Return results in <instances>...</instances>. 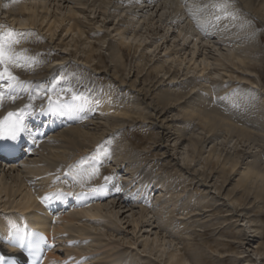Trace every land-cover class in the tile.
<instances>
[{
    "label": "rangeland",
    "instance_id": "1",
    "mask_svg": "<svg viewBox=\"0 0 264 264\" xmlns=\"http://www.w3.org/2000/svg\"><path fill=\"white\" fill-rule=\"evenodd\" d=\"M39 1L50 0H0V25L4 26L3 30L33 33L34 35L31 36L37 38L40 43V46H32L25 39L23 43L20 41L14 46L16 51L27 49L26 54H31L30 56H35L33 50L40 51L42 64L32 67L33 72L28 78L34 77L39 84L42 83L39 71L46 69L52 63L55 69L59 70L56 72L54 70L50 74V77L54 76L51 83L58 93L62 89L71 88L79 94L86 89L92 91L94 88L98 91L94 100L100 109L99 116L94 119L96 125L89 126L94 131L102 129L97 127L109 120V115L115 118L125 117L129 120L113 130H107L102 139L100 138L86 152L80 154H77L78 151L72 145L57 142L58 146L67 147V154L72 156L71 161H64L63 158L56 157L55 153L42 150L39 156L45 155L50 164L47 166L49 169L44 166L45 170L51 172L47 174V178L51 179L53 175L57 176L63 171L72 174L69 170L70 164L75 165L95 153L99 145H103L109 157L107 162H103L101 170L99 169V175L88 179L87 176L79 177L75 173L76 180L70 181V185L74 182L89 185L109 176L121 180L128 190L138 191L140 188L145 192L155 187L152 197L161 195L163 200L167 198L166 203L161 207H159L161 200L152 201V206L148 207L146 212L145 208H141L140 202L126 207L125 210H119V207L115 210V203L120 206L121 201L111 200L102 204L103 207L98 204L96 206L101 207L99 208L101 216L99 213L100 217L97 216L100 224L87 221L80 210L75 211L78 218L76 223L70 226L74 231L66 229L61 233V241L74 242L70 244V248L62 245L61 257L72 256L68 250H72L76 246L75 241H79L80 236L84 234L79 251H89L88 255L84 256L91 264H112L115 255H117L115 264H118L122 254L123 257L132 260L130 264H171L181 259L184 264H264V254L261 253L263 251L258 250L259 243L264 245V206L260 202L252 201L244 207H237L236 202L221 194L215 185L219 180L218 176L216 180L218 173L227 170L225 175L230 174L231 160L228 159L227 154L234 155L236 148L243 150L242 160L248 159V156L253 154L264 164V137H262L264 135V113H262L264 110V14L256 13L248 5L247 0H231L229 11L234 13L236 18L221 19L205 38L201 37L203 34H199L201 39H197V43L204 49H201L203 52L195 54V37L188 40L184 47L177 46L178 43L182 44L179 31L184 26H188L192 35L196 31L200 33L199 28L203 31V26L192 23L195 30L193 32L191 25L188 24L190 20L187 18L188 15L184 22L183 19L180 20L181 22H175L178 18L176 5L172 0H164L163 4L152 8L144 7L148 13L141 11L139 3L135 0L131 2L115 0L112 6L108 5V8L107 4L100 0H64L60 3L55 1L47 4L50 13L40 7ZM13 2L23 4L13 7L12 5L16 4ZM204 2L207 1H195L198 4ZM170 3L171 6L166 5ZM25 5L34 7L35 10L39 9L38 11L41 12L42 15L34 20L36 22L30 18L33 11L25 13L22 10ZM77 7L81 10H76L77 13L74 15L71 10ZM156 10L157 12L154 13ZM211 10L214 11L212 7ZM152 12L155 14L154 17L159 12L155 20L150 18ZM74 18L79 19L80 24ZM165 18L167 23L164 22ZM126 20L130 21L129 25ZM175 23L179 24L174 27ZM220 24H223L222 30L217 27ZM179 25L182 29L178 31ZM92 46L97 53L104 56L107 70L101 69V65L96 64L98 60L85 64L83 59ZM114 48L124 52L128 69L135 70L137 65L145 66L135 90H140L141 97L144 96L143 93H147L148 102L152 93L158 94L159 97L168 91L181 93V98L166 110V121L163 118L156 119L154 109L145 108L146 104L138 103L136 91H129L127 87L117 91L111 78L119 81L122 77V69L119 61L116 63L112 60ZM58 59L62 60L56 61ZM235 63L241 64L238 66ZM93 68L97 74H93ZM143 78L144 82H142ZM36 81H28L31 86L29 93L36 92L34 98L42 100L45 92L39 91L40 87ZM43 84L46 85V83L41 85ZM63 96H70V93H62ZM220 97L235 99L241 97L240 103L246 104L243 107L247 111L241 115L234 116V113L227 112L225 108L223 111L238 127L246 128L255 134V142L253 141L251 145L231 136L227 131L218 130L217 134L210 136L207 142L196 146V142L201 140L205 132L198 121L187 124L180 114L183 106L187 102L199 99L198 102L202 100L206 103L213 102L212 106L203 104L219 110L220 107L215 103ZM247 99L251 100L252 104H248ZM100 114L106 116L99 119ZM158 123H164V126H169L168 123L174 124L176 130L174 134H170L171 141L167 142L165 138L163 139L162 134L165 131L158 127ZM213 143H216L217 150L211 153ZM161 144L162 146H159ZM163 146L168 147L169 154L165 152ZM253 158L251 156L249 159ZM209 160L215 162V171L213 179H210V183L207 182L206 185L205 179L201 180L202 177L194 172V169L210 172ZM25 162H28V159ZM188 162L192 170L186 168ZM59 163L61 164L54 168L55 164ZM28 164L36 168L33 162ZM243 167L244 165L240 163L231 172V178L237 180ZM20 168L22 175L36 177L31 181L34 189L42 190L41 184L38 183H42L40 179L44 180L42 177L44 174L39 173V168L34 169V173L28 172V174L24 166L20 165ZM104 170H109L112 174L108 175ZM222 175L219 177L221 178ZM153 176L164 178V185L167 181L169 187L162 186V181L157 186L154 179L159 180V178L153 179ZM6 201L12 202L0 195V202ZM181 202L183 205L179 208ZM140 212L142 215L139 214ZM173 224L181 227L177 230L176 227H172ZM111 226L114 229L110 228ZM170 233L178 236L173 238ZM162 237L165 240L163 242ZM250 240H253L252 243ZM85 241L88 242V246H84ZM222 243L227 246H222ZM145 244L148 245L147 248ZM152 247L155 248L152 250ZM78 254L79 257L81 255L83 257V254ZM78 254H75V258ZM118 255L121 257L119 258ZM204 256L208 261L204 262L202 259ZM80 261L83 264V258Z\"/></svg>",
    "mask_w": 264,
    "mask_h": 264
},
{
    "label": "bare ground",
    "instance_id": "2",
    "mask_svg": "<svg viewBox=\"0 0 264 264\" xmlns=\"http://www.w3.org/2000/svg\"><path fill=\"white\" fill-rule=\"evenodd\" d=\"M55 1L56 2L59 1V3L60 2H64V0H50L49 2H41V1H39V2H41L39 4H41L40 7L42 9H45V10H47V12H49V8H48L47 4L48 3L52 4ZM75 1H79V0H75ZM100 1L102 3H106L107 4V8L109 6H112V4H114V2H115V0H100ZM127 1L131 2V0H127ZM135 1L139 3V7H141L140 9L143 12L144 11L146 12V10H147V9H144V7L152 8L154 6H159L160 4L164 3V0H158L159 2L156 1V0H135ZM153 1H156V2L151 3ZM172 1L176 5V17L178 18L175 22H179L181 19H183L182 21L184 22V19H186V15H188L189 17H187V18H190L188 24L191 25V29L193 30V32L195 31L193 29V24H195V25L197 24V26L200 25V27L203 26V28L205 29V32H209L210 29H211V31H213L214 26L218 22V21H216L214 19V16H213L214 11L211 10V4H212L213 0H203V1H207V2H204L202 4L195 3V1L198 2V0H172ZM247 1H248V5H250L256 13L261 14V15L264 14V12H263L264 11V1L263 0H247ZM145 2H148V3H145ZM13 3H16V2H13ZM25 3H27V2L25 1ZM194 3L196 5H194ZM19 4H23V3H16L14 5H12V4L11 5L13 7H17V6H19ZM121 4H123V3H121ZM166 5L167 6H171V3L170 4H166ZM23 7H24V9H22V10H24L25 13H27L26 11H28V12L29 11L30 12L33 11L32 17H30V18H32L33 21L36 20V18L39 15H42L41 12L38 11L39 9L35 10V9H33L34 7L31 8V6L28 7V5H25ZM139 7H137V8H139ZM58 9H60L59 6H58ZM76 10H81V8L80 7L72 8L71 12L75 15V13H77ZM155 12H157V10L154 11V13ZM146 13H148V12H146ZM152 13L150 15V18H152V20H155L156 17H158L159 12L157 13V15L155 17H154L155 14L154 13L152 14ZM74 19L76 20L77 23L80 24L79 19H77V18H74ZM34 22H36V21H34ZM129 22L126 20V23H128V25H129ZM164 22H166V18H165ZM168 23H169V21H168ZM176 24H179V23L173 24L174 27H176L175 26ZM180 24H182V23H180ZM217 27H219L220 30H222L223 29V24H220ZM180 29H182L181 25H179L178 31ZM220 30H218V31H220ZM202 32H204V30L201 31L200 33L196 31L195 34L197 36H199V37H197L195 34H192L193 35V37H192L191 32H190V28L188 26H184L183 29L179 31V34H180V37H181L180 42H182V44L178 43L177 46L184 47V44L186 42H188V40H190L191 38L195 37L196 38V41H195L196 49H194L195 50L194 53L195 54L199 53L201 51V49L203 48V46H200L199 43H197V39L200 38L201 35H199V34H202ZM231 35H233V34L231 33ZM24 40L25 39H20V41L22 43L24 42ZM26 40L29 43V45L40 46V43H39L38 39L35 38L34 36L29 37V39L26 38ZM33 51H34L33 54L35 56H36V54H38L40 52L39 50L38 51L33 50ZM86 51H84V52L86 53ZM201 52H203V51H201ZM112 53H113L112 56H111L112 60L114 62H116V63L119 61L121 69H122V77H121V79L119 81H116V79L111 78L112 83H114V85H116L115 87H116L117 91H122L124 89V87H127L129 91H136L137 92V96H138V103L146 104L147 107H145V108L150 107V108L154 109L155 112H156V117H157L156 119L163 118V120L166 121V118H165V115L167 113L166 110L171 108L173 102H177L181 98V93H174V92H169L168 91V92H166L164 95H162L160 97H159L158 94L152 93V96L150 97V102H148L147 93H143L144 96L141 97L142 93L140 92V90H135V89H137V85L136 84H138V82L140 80V74H142L144 72L145 66L137 65V68L135 70L128 69L127 65L125 63V60H124L125 59L124 52L121 49L114 48ZM39 57H40L39 60L41 62L42 56H39ZM62 59H58L56 61H59V60H62ZM83 60L86 62L85 64H88L89 62L98 60L96 62V64L97 65H101V69L105 68V64H104L105 63L104 62L105 58H104V56L102 54L97 53L96 49H94V46H92V48L87 51V54L85 55V58ZM40 62L37 63V64H42ZM235 64H237L239 66L241 63L240 64L235 63ZM114 65H117V64L114 63ZM23 69L24 68H17V69H14L13 72H14V74L17 77H19V78H21V79H23L25 81L26 80H33L34 81V77L28 78V76L30 74H32L33 68L30 67V68H27V69H24V70ZM116 69H117V67L115 66V70ZM54 70H55V68H54L53 64L50 63V65L46 69H44L42 71H39L40 74H41V80L43 81L42 83H46V82H48L50 80V78H51L50 74ZM56 70H58V69H56ZM92 70H93V74H97V71L95 72L94 68ZM105 70H107V69L105 68ZM55 72L53 73L54 75H55ZM105 74H106V71H105ZM37 82L39 83V81H37ZM142 82H144V78L142 79ZM42 83H40L39 85L44 87L45 84L41 85ZM79 85H80V83H79ZM76 86H78V85H76ZM18 91L20 92V90H18ZM18 91L16 93L17 99L14 102L11 101V100L5 99V101L3 102V106L0 107V118L4 114H6V112H8L10 109L15 108V107L17 109H21V108H24V106H26V105H31V108H28V109H32L33 106L36 105L35 106V110L38 107H42L44 109L47 108L46 100L44 102H41V101L38 100V98L35 99V100L37 102H39V103L32 104L31 101H30V103L28 102V104L26 103V105H24V103H25V101L27 99L25 97H23V100H20ZM92 92L97 93V91H93V90H92ZM46 93H53V92L47 90ZM124 95L125 94H123V96ZM26 96H28V94ZM32 96H35V94H33ZM158 97L160 99H158ZM116 98H118V97L116 96ZM32 99H33V97H31V100ZM197 100L199 101V99H195L193 101L187 102L183 106V111H181V113H180L182 115V117L185 118L184 120L187 122V124H190V123H192L194 121H198V124L204 130V132H205L204 136L201 138V140L196 142V146L197 147H198V144L202 145L203 142H207V140L210 139V136H213V135L217 134L218 130L227 131V133H229L231 136L236 137L237 139H240L241 141L249 142L250 145L256 139L255 134H253L249 130H246V128L245 129L241 128V126L238 127L234 122H232V120L228 116H226L225 112L223 111V109L226 108V107H223L224 104H220V106H219L220 107L219 110H222V112H221L219 110H215V109H212L210 107L204 106V104H206L208 106H212L213 105L212 102L209 101V103H210L209 104V103L203 102V100H202V102H198ZM238 100L242 101V98L238 97ZM235 101L237 103H239L237 100H235ZM247 102H248V104H252L251 103L252 101L249 100V99H247ZM243 105L245 106L246 104H243ZM48 109H49V107H48ZM254 109H252V110H254ZM262 111L261 112L264 113V110H262ZM50 113L54 114L56 112L51 111ZM78 113L84 114L81 108L70 110V115L73 114L72 115L73 121L71 123H73L74 125L71 126V127L60 126V131L57 134L53 135L52 137L46 138V140L41 144L40 149L39 150H34L36 152L33 153L28 158V162H25L26 161L25 160L22 163V166H24V170L27 169V174H28V172L29 173H34V169L38 170V168L40 170L39 173L40 174H44V176L40 175V177L41 176L44 177V180L40 179L42 183H38L39 185L41 184L42 190L38 191V190H36V188L34 189V184L30 185V183H28L29 180L26 179V177H28V176L22 175V171H21L20 166L19 167L15 166V165L8 166V165H4V164H2L0 162V195H2L3 197L7 198L8 200H12V202L11 201H6V202H3V203L0 202V234L1 235L5 234V236L9 237V240L4 242L5 245H3L0 242V256H1V254L9 255V254H11V252L16 251V248H17V245H18V242H17L18 237L21 236V234L24 232V226L27 225V224H28L27 227H26L27 230L30 231L31 229H40L42 231L44 237L49 238V240L53 239L56 242V241H58V239H56V238H58V236H59V239L61 240V233L64 232V230H66V229H69L70 231L73 230V229L70 228V226L73 225L74 223H76V220L78 218V217L76 218L75 211L77 212L78 210H80L79 212H81V213H83L85 215L84 216V217H86L85 219L87 221H90L93 224H100L101 223V222H99V219H98V217L101 216L100 213H99V208H101V207L100 206H96L98 204L90 206L88 208H83V209H86V210H81V209L69 210L66 214H63V215H61L60 212L56 213L57 215L54 214L56 216V220L51 222L50 219L53 218L52 217V215H53L52 211H53V209H55L57 207V206H55V204H58L59 202H61L60 197H62V196H59L58 198H52L46 203L42 202V198L43 197L54 193L52 191L49 192L50 189L51 190L54 189L53 187L48 188L50 183L54 181V179L52 180L54 175L51 177V179L47 178V176H48L47 174H51V172L48 170L49 167H47L50 164L48 162L49 160H46L47 157L45 158V155L42 156V157L39 156V154H40V152L42 150H48L49 153H51V152L55 153L56 157L63 158L64 161H66V160L68 161V160H70L72 158V156L69 153L67 154V150H66L67 147L61 146V145L58 146L56 144L57 142L58 143L60 142L63 145H65V144L66 145H72L73 148L76 151H78L77 154H80L81 152L82 153L86 152L87 149H89V147L92 146L94 143H96L100 138L102 139V137H104V135L107 133V130H113L117 126L129 122V120L126 119L125 117L118 116V118H115V117L109 115L110 119L106 120L104 123H101L97 127V128H102V129L101 130L97 129V130L94 131L93 128H89V126L96 125L95 124L96 122H95L94 119H96V116L98 114H96L95 117H90V115H87L85 117H80L78 115ZM257 113L259 115V112H257ZM56 114L58 116V113H56ZM47 115H48V113H46L42 117H45ZM104 116H106V115L105 114H100V117H98V118L100 119V118H102ZM260 116H262V115L260 114ZM263 117H264V114H263ZM70 119H71V117H69V120ZM38 121H40V116L37 117V120L34 119V122H38ZM155 122H156V120H155ZM55 124H58V123H55ZM157 125H158V127L163 128V131H165L162 134L163 139L165 138L167 140V142L171 141L172 140V135H170V134H174L175 130H176V129H174L175 128L174 124L173 123H171V124L168 123L169 126H164V123H161V124L158 123ZM47 129H48L47 125L42 123L41 130L46 131ZM262 137H264V135ZM262 137H261V139H262ZM57 139H59L60 141H58ZM159 139H161L160 136H159ZM159 141L162 142L161 140H159ZM52 142L53 143L55 142V144H53ZM210 142H214V141H210ZM159 146H162V144L159 145ZM163 147L166 149L165 152L169 154L170 150H168V147L167 146H163ZM250 148H251V146H250ZM59 149H62V150H59ZM216 150H217V145H216V143H213L211 151L210 150L209 151L211 153H213V152H216ZM250 153H252V152H250ZM227 155H228V159L231 160L230 174L240 163L243 164L244 167H243L242 171H240L239 178L237 180L232 179L230 174L225 175L227 173L226 172L227 170L224 171L223 173L222 172L218 173V175H216V178L218 176L219 180H218V178L216 180H218L219 183H218V181H216V183H215L216 189H218V191L221 194L225 195L226 197H229L230 199L232 198L236 202L237 207H244L247 204L251 203L252 201L260 202L264 206V164L257 159L256 155H253V154L248 156V159L246 158V159L242 160L241 158H244V152H243V150H241L239 148L235 149V154L234 155H231V153H229ZM251 156L254 157V158L253 159H249ZM35 159H36V161H35ZM186 160L189 161V159H186ZM29 162L35 163L36 168H33L32 165L28 164ZM53 162H54V160H53ZM60 164L61 163L55 164L54 168L56 166H59ZM189 164H190V162H188L186 164V168L188 170L190 168ZM37 165H39V166H37ZM208 165H209V168L211 169V171L209 170L210 172H208V171H200V170L194 169V172L198 173V175H200L202 177L201 180L205 179L204 181L206 182V185H207V182L210 183L209 180L210 179L212 180L213 177H214L213 176V172L215 171L214 170L215 162H213L212 160H209L208 161ZM44 166H46L48 169L46 168L47 170H45ZM61 167H63V165H61ZM53 171H55V170H53ZM106 172L108 174L111 173V171H109V170H106ZM221 174H223V175L220 178L219 175H221ZM29 175H31V174H29ZM154 177L159 178V180L154 179ZM28 178L29 179H36V177H28ZM45 178H47V179H45ZM153 179L156 181L155 184L157 186L159 185V182L162 181V186L169 187L167 185V181H165V185H164V178L162 179V178H160L158 176H153ZM58 184L65 185L64 183H58ZM45 186H46V188H45ZM35 187H37V186H35ZM171 187H172V185H171ZM70 189H72V188H70ZM154 190H156V188ZM141 192L139 193V196H141ZM145 192H146V190H145ZM142 194H144V192H142ZM151 194H152V191H150V192L147 191V194L146 195L144 194V196L142 198L143 199H146V197H148L150 199L154 198L153 201H155L156 199L157 200H161V205H159V207H161L163 204L166 203V199L167 198H164V200H163L161 195H158L157 197L156 196L152 197ZM149 195H150V197H149ZM126 197H128V196H126ZM115 200H117V199H115ZM15 201H16V203H14ZM118 201H121L122 203H120L121 204L120 206H118L115 203V205H114L115 206V210H117L116 208H118V207H119V210H121V209L125 210V209H127L126 207L130 206V204H128V203L126 204V202L123 201V200L119 199ZM183 202H181L179 204V206H178L179 208H180L181 205H183ZM99 204H101V206H102L103 203H99ZM166 205L168 206V204H166ZM49 207L53 208V209L51 211H49V209H48ZM158 208H156V209H158ZM1 209H3V210H1ZM143 209L145 211L147 209V207H143ZM168 211H169V209H168ZM98 213H99L100 216L98 215ZM116 213L118 214L119 211H117ZM58 214H60V215H58ZM139 214L142 215L141 212ZM60 216H62V217H61V220L59 221ZM163 216H165V215H163ZM159 223H161V222H159ZM18 224H19V226H18ZM107 225H109V224H107ZM112 226L110 228L114 229ZM148 226H149V224H148ZM172 227H176V229L178 230V228H180L181 226H179V225L175 226V224H173ZM172 229H174V228H172ZM14 230L17 233L16 236L14 235V232H13ZM57 232H59V234H56ZM75 232H77V231H75ZM263 232H264V229H263ZM82 236H84V234ZM82 236H80V238H81L80 240L78 239L79 241H76V246L73 247L72 250H68L69 254H72L74 257H75V254H78V253L83 254V257H85L84 255H88L89 251H85V252L84 251H79L80 242L83 240ZM170 236H174L173 238H175L178 235L177 234L174 235V234L170 233ZM246 239H248V237ZM62 241H64V240H62ZM161 241L162 242L165 241L163 237H162ZM252 241L253 240H250L251 243H252ZM146 244H145V246L147 248L148 245H146ZM84 246H88V242L87 241L84 242ZM149 246H151V245H149ZM222 246L225 247V246H227V244L222 243ZM154 248L155 247H152V250ZM258 250L259 251L260 250L263 251L261 253L264 254V245L262 243H259ZM47 254H48L49 260H45V262H50V264H57V261H58L57 259L60 258L58 256V254H56V252L50 251V249L47 252ZM119 254H121V253H119ZM123 255L124 254H122V257L118 255L119 258L121 257V259H119L118 264H130L132 262V260L130 258L123 257ZM198 256L201 257L200 254H198ZM80 257H79V254H78V256H76V258H80ZM114 257H115V259H114V262L112 264H115V260L117 258V255H115ZM76 258H72L73 260L76 261V262L73 261V263L71 262L72 264H75V263L78 262L77 261L78 259H76ZM202 259L204 260V262L208 261V258L205 257V256L202 257ZM87 263H88L87 261L84 262V264H87ZM171 264H184V263H183V260L181 259V260H177V262L173 261Z\"/></svg>",
    "mask_w": 264,
    "mask_h": 264
},
{
    "label": "snow or ice",
    "instance_id": "3",
    "mask_svg": "<svg viewBox=\"0 0 264 264\" xmlns=\"http://www.w3.org/2000/svg\"><path fill=\"white\" fill-rule=\"evenodd\" d=\"M211 7L214 9V19L220 21L231 17L235 19V14L229 11L231 7V0H213ZM4 26L0 25V107L3 106L5 99L15 101L17 99V90L28 91L31 87L26 81H22L17 77L13 70L17 68H30L39 63L40 54L36 56L27 55V49L16 51L15 45L20 42V39H26L33 35L30 32H15L14 30H3ZM63 79V77H61ZM55 95V99L49 96V110L65 111L81 108L89 103L87 97L72 91L71 89H62L61 92L55 91V86L51 89ZM62 93H70V99H63ZM31 99V95H29ZM31 108V105H26L25 108L18 112H8L5 116L0 118V150L11 149V143H4L5 141H16L20 138L22 133L28 132L24 124V117L30 113L26 109ZM109 153L104 151V146L99 145L95 153L83 158L75 165L70 166V172H76L77 175L83 177L87 176L91 179L99 175L100 165L102 159L108 156ZM105 181H110L112 177H104ZM93 192L97 189H92ZM71 193H69L70 195ZM64 195L63 193H52L42 198V202L46 203L52 198H58ZM19 246L24 248L26 246L24 237L21 235L17 240ZM44 239L41 237L36 243H28L27 247L30 251H40L41 244Z\"/></svg>",
    "mask_w": 264,
    "mask_h": 264
}]
</instances>
